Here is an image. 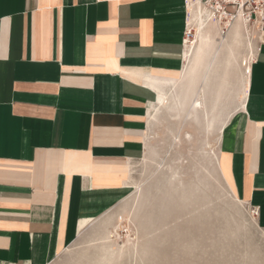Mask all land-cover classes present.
<instances>
[{
  "label": "crops",
  "instance_id": "obj_1",
  "mask_svg": "<svg viewBox=\"0 0 264 264\" xmlns=\"http://www.w3.org/2000/svg\"><path fill=\"white\" fill-rule=\"evenodd\" d=\"M189 13L188 0H0V264H49L130 193L166 114L154 110L189 67L190 109L203 67L184 59ZM238 26L252 59L243 100L220 133L217 167L257 210L264 234V25ZM231 42L232 51L240 46ZM215 46L203 48L204 66ZM235 69L225 73L230 84L239 83L229 77ZM232 102L222 99L217 112ZM183 114L168 111L171 120Z\"/></svg>",
  "mask_w": 264,
  "mask_h": 264
},
{
  "label": "rangeland",
  "instance_id": "obj_2",
  "mask_svg": "<svg viewBox=\"0 0 264 264\" xmlns=\"http://www.w3.org/2000/svg\"><path fill=\"white\" fill-rule=\"evenodd\" d=\"M244 34L246 40L232 46L231 64L226 49L217 56L219 46L199 66L201 101L193 94L187 110L185 98L173 108L172 101L161 104L157 116L166 114L155 129L152 149L134 168L130 193L85 224L49 264H264V234L252 209L235 197L217 167L221 130L245 94L252 53ZM233 66L229 77L238 84L225 75ZM228 98L233 104L222 116L218 103ZM176 107L184 113L181 120L168 116ZM200 108L205 125L198 118ZM186 115L193 119L183 126Z\"/></svg>",
  "mask_w": 264,
  "mask_h": 264
},
{
  "label": "bare ground",
  "instance_id": "obj_3",
  "mask_svg": "<svg viewBox=\"0 0 264 264\" xmlns=\"http://www.w3.org/2000/svg\"><path fill=\"white\" fill-rule=\"evenodd\" d=\"M188 9L190 11V13H189L190 15L188 17V22H187V33L189 36L185 37V39L183 40L184 46L185 45L187 46L184 50V59H187L189 61L192 58V56H195L194 58H198L199 62L197 63V68L201 65L200 59H201V53L204 52L203 48L207 47L208 44L211 43L212 41L216 44V46H215L216 48H219V46L226 47L228 49L229 56H231L234 59L236 56L235 51H232L229 48V44L231 41L235 42L236 44L240 43V41L242 39H244V37H245L244 32L242 31V29L239 28L238 24L241 25L245 30L246 29H252V30L256 29V27L254 25H250V24L244 22L241 19V17H236L233 20L229 19V17H226V18L225 17H216L215 18L214 17L215 14H213L211 11H209L206 7L202 6L201 4H199V3L195 4L194 2H192V0L188 1ZM208 25H213L217 28V35L216 36H211L209 34V29L207 27ZM192 31H194L193 34H192ZM190 33L192 36H190ZM211 45H213V44H211ZM248 48H249V50L252 49L251 43H249ZM193 63L195 64V62H193ZM191 66H193V64ZM189 68H186L184 70V72H182L183 75H182L181 79L179 80V82H176L173 84L175 95L169 96V93L165 94V102L163 103L164 105L169 103L170 101H172L173 104L171 107L173 108L174 104L177 105V104L181 103L180 100H182V98L184 97V95H183L185 92L184 89H186V88H184L185 87L184 81L190 75L189 71H188ZM187 89H189V88H187ZM193 94H194V97H193L194 101H197V102L201 101L203 99V95H204L202 85L201 86L199 85V87L196 89V91H194ZM193 94L191 96L189 95L188 97L192 98ZM185 95H186V93H185ZM183 104H184V102H183ZM160 107H162V105ZM160 107L159 108L156 107L155 111L158 112Z\"/></svg>",
  "mask_w": 264,
  "mask_h": 264
},
{
  "label": "built area",
  "instance_id": "obj_4",
  "mask_svg": "<svg viewBox=\"0 0 264 264\" xmlns=\"http://www.w3.org/2000/svg\"><path fill=\"white\" fill-rule=\"evenodd\" d=\"M189 1V0H188ZM199 3L215 14L216 17H229L233 20L236 17L257 28L264 25V0H192ZM187 29L184 31V38L188 37ZM190 36L191 33H190ZM256 213V209H252Z\"/></svg>",
  "mask_w": 264,
  "mask_h": 264
}]
</instances>
